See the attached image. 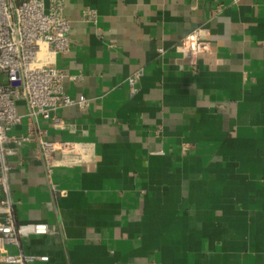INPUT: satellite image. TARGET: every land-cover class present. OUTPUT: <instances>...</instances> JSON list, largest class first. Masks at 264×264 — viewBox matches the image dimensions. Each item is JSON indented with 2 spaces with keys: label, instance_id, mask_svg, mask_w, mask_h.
Here are the masks:
<instances>
[{
  "label": "crops",
  "instance_id": "crops-1",
  "mask_svg": "<svg viewBox=\"0 0 264 264\" xmlns=\"http://www.w3.org/2000/svg\"><path fill=\"white\" fill-rule=\"evenodd\" d=\"M64 3L69 49L38 58L80 75L64 89L89 102L34 121L73 144L50 173L37 141L11 158L15 220L52 231L20 248L48 255L33 264H264V0ZM196 28L210 50L195 70L180 43Z\"/></svg>",
  "mask_w": 264,
  "mask_h": 264
},
{
  "label": "built area",
  "instance_id": "built-area-1",
  "mask_svg": "<svg viewBox=\"0 0 264 264\" xmlns=\"http://www.w3.org/2000/svg\"><path fill=\"white\" fill-rule=\"evenodd\" d=\"M64 0H0V238L5 245H14L16 253L4 251L0 264H33L49 261L46 254H29L20 248L21 238L29 235L50 234L45 222L19 223L15 220V201L10 187L11 158L20 147L37 141L48 173L57 154L72 147L69 141L55 143L42 138L46 129H38L36 119L49 120L51 126L60 123L51 113L56 109L77 105L84 109L88 99L70 96L64 89L65 80H78L80 75H69L49 63H40V45L44 43L51 54L66 53L70 46V22L64 15ZM84 20L94 22L96 11L86 9ZM180 50L192 69L198 68L201 57L209 52L210 43L205 29L196 28L181 39ZM141 75L137 71L127 79L131 91ZM26 107L17 110L18 103ZM26 118L25 133L14 134L15 126Z\"/></svg>",
  "mask_w": 264,
  "mask_h": 264
},
{
  "label": "rangeland",
  "instance_id": "rangeland-1",
  "mask_svg": "<svg viewBox=\"0 0 264 264\" xmlns=\"http://www.w3.org/2000/svg\"><path fill=\"white\" fill-rule=\"evenodd\" d=\"M0 80H4V78L2 76H0Z\"/></svg>",
  "mask_w": 264,
  "mask_h": 264
}]
</instances>
